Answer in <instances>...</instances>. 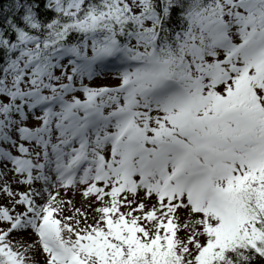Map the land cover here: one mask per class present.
Wrapping results in <instances>:
<instances>
[{
	"label": "snow or ice",
	"instance_id": "snow-or-ice-1",
	"mask_svg": "<svg viewBox=\"0 0 264 264\" xmlns=\"http://www.w3.org/2000/svg\"><path fill=\"white\" fill-rule=\"evenodd\" d=\"M0 264H264V0H0Z\"/></svg>",
	"mask_w": 264,
	"mask_h": 264
}]
</instances>
